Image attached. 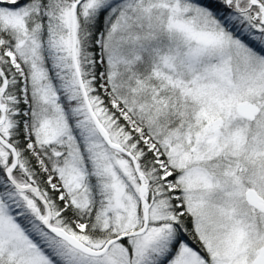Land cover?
<instances>
[{"label":"snow or ice","instance_id":"1","mask_svg":"<svg viewBox=\"0 0 264 264\" xmlns=\"http://www.w3.org/2000/svg\"><path fill=\"white\" fill-rule=\"evenodd\" d=\"M0 264H264V0H0Z\"/></svg>","mask_w":264,"mask_h":264}]
</instances>
